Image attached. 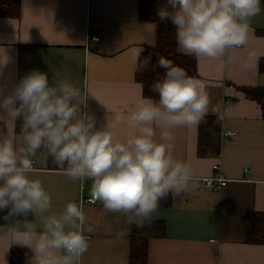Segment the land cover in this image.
Wrapping results in <instances>:
<instances>
[{
    "label": "crops",
    "instance_id": "1",
    "mask_svg": "<svg viewBox=\"0 0 264 264\" xmlns=\"http://www.w3.org/2000/svg\"><path fill=\"white\" fill-rule=\"evenodd\" d=\"M140 3L21 0L18 15H0V83L11 87L39 69L50 83L70 79L82 91L94 92L98 101L89 98L88 111L98 122L127 115L147 97L135 77L138 60L133 52L140 54L156 41V23L141 18ZM261 8L250 21L244 46L219 59L196 58L197 75L192 77L206 85L209 115L221 117V150L218 156H199L198 126L171 130L173 156L189 163L194 185L180 197L161 200L152 219L162 221L166 233L149 239L147 264H264V244L248 241L254 212H264V110L252 94V89L260 95L264 90V71L259 68L264 59V0ZM0 123V135L19 141L15 122ZM114 131L120 139L133 134L125 124ZM226 131L235 135L223 137ZM34 160L35 178L51 194L54 210L75 201L93 228L85 233L89 247L79 264H132V225L124 216L107 212L99 201H87L91 179L71 181L43 151ZM216 163L229 180L221 188H205L199 179L212 175ZM3 215L0 212V224L5 223ZM13 246L0 235V264H11Z\"/></svg>",
    "mask_w": 264,
    "mask_h": 264
},
{
    "label": "clouds",
    "instance_id": "2",
    "mask_svg": "<svg viewBox=\"0 0 264 264\" xmlns=\"http://www.w3.org/2000/svg\"><path fill=\"white\" fill-rule=\"evenodd\" d=\"M261 10V0H166L157 16L175 28L181 53L219 59L246 44ZM157 66L165 70L152 85L157 95L142 96L127 115L103 123L88 111L89 98L98 101L95 93L70 79L50 83L46 72L33 69L11 87L0 83V121L19 122V141L0 135V235L28 249L30 264H79L89 247L85 233L93 231L77 202L54 210L35 178L40 151L71 181L91 179V203L139 228L150 224L161 200L194 185L189 163L173 156L171 130L205 122L211 100L205 83L170 59L159 57ZM137 68L146 70L147 62ZM120 124L133 134L118 138Z\"/></svg>",
    "mask_w": 264,
    "mask_h": 264
},
{
    "label": "trees",
    "instance_id": "3",
    "mask_svg": "<svg viewBox=\"0 0 264 264\" xmlns=\"http://www.w3.org/2000/svg\"><path fill=\"white\" fill-rule=\"evenodd\" d=\"M139 12L144 20L156 23V41L153 46L147 47L139 54L137 65L147 62L146 70H138L136 67V80L143 84V94L147 97H155L157 94L152 91L153 83L164 74V69L157 66L159 57L170 59L175 65L182 67L189 76L197 75L196 58L178 51L175 28L168 23H161L157 16V10L166 3V0H140ZM21 0H0V15L16 16L20 12ZM260 71H264V59L259 65ZM256 94L262 103L264 110V90ZM3 123H0V131ZM16 131L19 132V122H15ZM221 150V117L207 115L205 122L198 125L197 153L199 156H218ZM166 227L162 221L151 219L150 224L139 228L132 224L131 233V263L147 264L148 242L152 237L165 235ZM248 241L264 244V212H254L248 226ZM31 253L28 249L20 246H13L11 249V264H30Z\"/></svg>",
    "mask_w": 264,
    "mask_h": 264
},
{
    "label": "built area",
    "instance_id": "4",
    "mask_svg": "<svg viewBox=\"0 0 264 264\" xmlns=\"http://www.w3.org/2000/svg\"><path fill=\"white\" fill-rule=\"evenodd\" d=\"M92 39H99V36L97 35H91ZM235 133L233 131H226L222 133L223 137L228 136H234ZM35 162V160H34ZM214 173L209 176H204L199 179L200 185H202L205 188H221L223 185H225L229 178L223 173L221 165L219 163L214 164ZM247 173H249V170H247ZM87 201L91 202V197H87Z\"/></svg>",
    "mask_w": 264,
    "mask_h": 264
}]
</instances>
